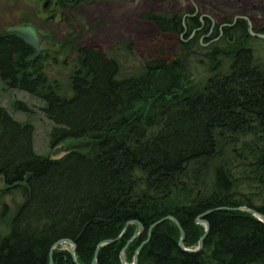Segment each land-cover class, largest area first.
<instances>
[{
  "label": "trees",
  "instance_id": "trees-1",
  "mask_svg": "<svg viewBox=\"0 0 264 264\" xmlns=\"http://www.w3.org/2000/svg\"><path fill=\"white\" fill-rule=\"evenodd\" d=\"M68 1L56 0L63 15L96 0ZM190 14L141 18L159 34L185 35V51L209 43L194 63L203 74L195 80L162 49L140 73L119 77L116 57L79 44L74 34L57 40L56 53L32 60V46L0 38V81L42 103L50 147L69 138L93 142L56 158L39 153L35 107L15 100L14 111L28 116L20 119L0 104V180L6 187L29 176L23 198L1 207L0 264H51V248L64 238L75 242L80 264L95 256L97 264H122L123 249L133 260L140 246L138 264H264V223L240 209L264 215V65L252 42L264 38L250 35L247 19H227L220 28L224 23ZM47 62L70 66L66 83L47 72ZM209 210L198 252L180 247L171 219L149 236L152 224L172 215L186 232L184 246L196 248L205 233L196 218ZM139 223L144 231L133 238ZM108 239L115 241L97 251ZM52 257L53 264H78L61 247Z\"/></svg>",
  "mask_w": 264,
  "mask_h": 264
},
{
  "label": "rangeland",
  "instance_id": "rangeland-1",
  "mask_svg": "<svg viewBox=\"0 0 264 264\" xmlns=\"http://www.w3.org/2000/svg\"><path fill=\"white\" fill-rule=\"evenodd\" d=\"M46 1L0 0V30L20 24V22L42 25L47 14H51L54 9L51 3L47 7L50 10L44 11L43 5ZM263 6L264 0H96L94 2L81 3L76 8L71 9V11H66L65 15L57 12L56 19L51 21L50 26L54 30L53 36L55 39L53 38V40L55 41L67 39L68 33H72L76 35L79 44L100 47L111 56L116 57L120 63L119 77H124L140 73L144 60L148 56H158L161 49L168 57H177L185 52L180 45V40L185 35H177L170 32L159 34L153 22L141 18L143 13L173 11L186 14L196 11L200 16H204L202 20H205V17L208 16L213 19L215 24L219 25L225 23L227 19H233L236 16H247L254 30L260 33L264 27ZM26 20L30 22H25ZM213 34L214 32L211 33L212 36ZM252 42L256 46L257 60L264 65V40ZM59 45L60 42L57 41L56 48ZM62 58H65L64 55L61 56ZM196 60L191 59L190 62L193 80L203 77L201 69L194 65ZM46 64L50 65L47 67V72L52 76L58 77L63 83L67 82L66 78L70 71L69 65L65 66L61 63L52 62H47ZM15 100L23 101L27 105L35 107L34 109L37 112L35 117L37 118L32 121L36 128L35 148L37 152L48 153L52 158L64 155V152L53 155V150L56 147L52 149L49 144L48 134L51 124L39 108L42 103L29 96L26 92L15 89L8 90L7 85L0 81V104L7 107L18 118L26 119L28 117L26 116L27 114L14 111L13 102ZM31 116L34 115L31 114ZM76 143H79V141L69 138L62 144L73 145ZM2 187H4V183L0 180V188ZM22 187L24 189L12 188L3 193L0 197V212L3 203L14 207L13 199L16 198L20 201L23 198L27 187ZM57 247L72 251V246L68 243ZM126 260L131 264L134 261V257L133 260H128L126 256Z\"/></svg>",
  "mask_w": 264,
  "mask_h": 264
},
{
  "label": "water",
  "instance_id": "water-1",
  "mask_svg": "<svg viewBox=\"0 0 264 264\" xmlns=\"http://www.w3.org/2000/svg\"><path fill=\"white\" fill-rule=\"evenodd\" d=\"M189 16H193V14H190V13H186L184 15V18H187ZM204 16H202L201 18H203ZM240 18H244V19H247L248 22H249V33L250 35L252 36H258V37H261V38H264V33H256L253 29V25L250 21V19L247 17V16H236L234 18V22H236L238 19ZM226 25V24H225ZM224 26V25H223ZM9 36H15V37H18L20 39H22L26 44L32 46L35 50L34 54L32 56H30V60L32 59H35L36 57H38L41 52H42V44L44 42V40L46 38H48V35L42 33L38 28L37 26H35L34 24L32 23H24V24H19V25H14V26H9L3 30L0 31V38H5V37H9ZM194 55V56H197V57H204L206 55V53H204L203 51H198V50H190V51H187V52H183L181 54H179L177 56V58L181 61L185 71L187 73H189L190 76L193 77V72L190 70V60H189V56L190 55ZM93 142L92 141H81L79 143H76V144H73V145H65V144H61L59 146H57L54 150H53V155H57L58 153L60 152H64V153H67L69 151L70 148H74V149H79V148H84V147H88L90 145H92ZM28 178L29 176H27L24 180L20 181V182H17L15 184H12V185H8L6 187H2L0 188V192H6L8 190H11L12 188H17V187H22L24 185H26L27 181H28ZM241 210H245V211H248L250 213H252L253 215H255L256 217H258L263 223H264V215L258 211H256L255 209L253 208H240ZM210 212H212V210H209L207 212H205L204 214L198 216L196 218V222L198 224H203L205 226V233L204 235L202 236V238L200 239L199 241V245L196 247V248H188V247H185L184 244H183V241L185 239V236H186V232L185 230L183 229V227L181 226L180 222L172 215H168L162 219H160L159 221H156L154 224L151 225L150 227V230H149V236H151L152 234V231H153V228L161 223L162 221L164 220H167V219H171L173 221L176 222V224L180 227V231H181V240L179 242V245L180 247L184 250V251H187V252H198L200 251L202 248H203V240L204 238L206 237V235L209 233V230H210V223L207 219H205V216L208 215ZM133 221H128L127 222V225L125 227V229L123 230V232L117 237V239H120L123 234L126 232L127 230V227L130 223H132ZM139 226H140V231L138 233H136L133 238L135 237H138L143 231H144V226L142 223H139ZM116 239V240H117ZM115 240L113 239H108V240H105V241H102L98 247H97V251L99 250V248L102 246V245H105L107 243H110V242H113ZM148 241V239L144 242L146 243ZM64 243H68L72 246V255H73V259L78 263L80 264L78 261H77V257H76V244L75 242L72 240V239H69V238H64V239H60L58 240L56 243L53 244L52 248H51V259H50V262L51 264H53V257H52V251L58 246V245H61V244H64ZM143 243V244H144ZM142 244V245H143ZM142 246H140L137 250H136V253H135V256H134V261L133 263L131 264H138V256H139V253H140V250H141ZM125 249L126 247L123 249V255H122V264H130L127 260H126V253H125ZM92 264H97V256H95V258L93 259V263Z\"/></svg>",
  "mask_w": 264,
  "mask_h": 264
},
{
  "label": "flooded vegetation",
  "instance_id": "flooded-vegetation-1",
  "mask_svg": "<svg viewBox=\"0 0 264 264\" xmlns=\"http://www.w3.org/2000/svg\"><path fill=\"white\" fill-rule=\"evenodd\" d=\"M73 1H68V4L73 7ZM53 4L54 6V9L52 10V13L51 14H47L46 16V21L43 20V24L42 25H37L36 23H32L34 24L35 26H37V28L44 34L48 35V38H46L42 44V52L41 53H45L46 55H49V54H54L58 51V49L56 48V43L55 42H52L53 38L55 39V37L53 36V29L52 27L50 26L51 24V21H55L56 19V15H57V12H60V7H58V3L56 2V0H47L45 3H44V11H49L50 8H47L50 4ZM264 7V6H263ZM76 8V7H74ZM71 11V10H69ZM202 17V16H201ZM200 17V19L202 20V18ZM244 19V18H243ZM204 21V20H202ZM20 24H24L23 22H20ZM226 23H224L223 25L225 26ZM249 24V22H248ZM16 25H19V24H16ZM221 25L220 28H223L224 26ZM14 26V25H12ZM43 26V27H42ZM264 26V25H263ZM7 28V27H6ZM5 29V28H4ZM254 29V27H253ZM264 30V27L262 28ZM262 30V31H263ZM1 31V30H0ZM255 31V30H254ZM214 32V29H212V31L209 33L208 36H211V33ZM256 32V31H255ZM258 33V32H256ZM261 33V32H260ZM69 35H72V33H68ZM252 36V35H251ZM253 37H258V36H253ZM261 38V37H260ZM24 44H26L22 39H20ZM52 43H55V45H53ZM209 43H204V47L203 48H200V49H196L195 50H198V51H203L204 53H206V55L204 57L207 56V50L205 47H208ZM33 51L35 52L34 48H33ZM187 52V51H185ZM34 54V53H33ZM199 58H203V57H197V56H194L193 54L189 56V60L191 62V59H199Z\"/></svg>",
  "mask_w": 264,
  "mask_h": 264
}]
</instances>
